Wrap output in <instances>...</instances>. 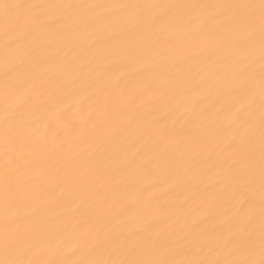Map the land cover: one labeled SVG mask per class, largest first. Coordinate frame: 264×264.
<instances>
[{
	"label": "snow or ice",
	"instance_id": "1",
	"mask_svg": "<svg viewBox=\"0 0 264 264\" xmlns=\"http://www.w3.org/2000/svg\"><path fill=\"white\" fill-rule=\"evenodd\" d=\"M0 264H264V0H0Z\"/></svg>",
	"mask_w": 264,
	"mask_h": 264
},
{
	"label": "bare ground",
	"instance_id": "2",
	"mask_svg": "<svg viewBox=\"0 0 264 264\" xmlns=\"http://www.w3.org/2000/svg\"><path fill=\"white\" fill-rule=\"evenodd\" d=\"M73 2H78V0H73ZM73 111H75V109H73ZM84 114L86 115V112Z\"/></svg>",
	"mask_w": 264,
	"mask_h": 264
}]
</instances>
